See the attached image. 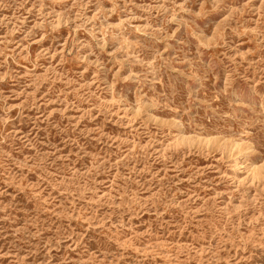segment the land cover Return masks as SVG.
Here are the masks:
<instances>
[{
    "label": "rangeland",
    "instance_id": "obj_1",
    "mask_svg": "<svg viewBox=\"0 0 264 264\" xmlns=\"http://www.w3.org/2000/svg\"><path fill=\"white\" fill-rule=\"evenodd\" d=\"M0 264H264V0H0Z\"/></svg>",
    "mask_w": 264,
    "mask_h": 264
}]
</instances>
